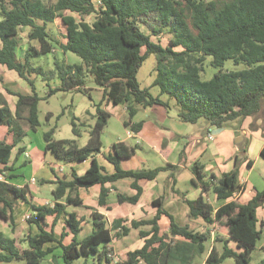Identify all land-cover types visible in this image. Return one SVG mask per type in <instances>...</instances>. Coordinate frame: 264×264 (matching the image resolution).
<instances>
[{
    "label": "trees",
    "instance_id": "trees-1",
    "mask_svg": "<svg viewBox=\"0 0 264 264\" xmlns=\"http://www.w3.org/2000/svg\"><path fill=\"white\" fill-rule=\"evenodd\" d=\"M99 1L100 6L96 5V0H54L52 4H46L43 0H0V64L15 71L32 90L31 94H15L16 118L11 116L6 100L0 94V124H5L13 133L12 143L0 140V164L8 162L13 146L24 134L18 120L22 110L26 112L27 127L35 129L39 125V100L69 89L90 96L89 88L84 86L85 72L102 89L101 99L94 103L95 121L89 128L84 145H78L75 139H54V126L43 132L45 148L57 159L72 162L90 158L91 163L82 175L72 172L70 179L54 181L56 185L52 194L57 201L52 205L31 204L29 221L37 226L39 232L27 236V248L20 250L14 239L0 231V262L19 260L22 264H41L50 251V248L43 249L46 241L57 242L64 264H75L74 260L79 257L85 259L82 264H88L86 260L92 254L99 264L113 261L108 256L110 251L104 246L111 239L110 229L97 212L92 213L94 230L82 239L77 238L82 218L75 212L66 213L65 221L72 233V240L68 244L57 239L52 230L43 228L47 215L55 214L56 217L65 211V204L77 205L81 202L79 197H72L69 193L65 195L66 189L100 184L98 203L108 208L105 203L108 190L103 187L105 182L131 177V185L136 193L131 197L118 194V199L132 203L142 191L138 181L152 180L162 169L123 170L120 159L132 155L136 147L116 142L112 145L113 153L106 155L114 165L115 172H101L94 154L102 147L101 132L109 117V112L102 107L104 101L125 106L128 118L123 124L129 125L135 132L142 122L131 120L140 107L154 104L169 107V100L174 101L176 117L180 121L195 123L203 119L216 128L226 127L231 121L241 122L245 117L257 113L264 102V0ZM66 11L77 14L79 19L65 14ZM89 15L94 16L91 23L85 20ZM55 18H60L64 29L63 40L51 36L47 29V24ZM139 23L148 25L150 32H144ZM20 27L29 28L28 40L36 42L38 46L29 42L21 58L17 56ZM162 32L169 34L165 43L152 38V35ZM55 46L63 52L75 53L82 63L56 61L55 71L51 74L31 64L33 54L53 51ZM149 54H155L157 58L155 76L149 87H140L137 71ZM206 56L211 57L210 63L217 71L205 80L200 73ZM228 59L243 67L223 70L224 62ZM32 73L44 79L55 75L61 84L48 88L45 95L40 97L35 91ZM152 86L158 87L159 95L150 92ZM162 94H166L168 99L163 100ZM70 124L74 136L79 137L80 123L75 115L71 116ZM260 154L264 158V146ZM241 158L251 165V160L245 154ZM239 164L240 158L236 156L235 167L220 177L213 174L207 177L200 164H193L194 182L201 187V192L194 199H185V202L189 217L200 218L205 230L193 231L188 225L178 224L162 207V202H155L159 207L153 218L131 223L133 227L150 225L149 230L140 231V237L144 238L142 246L127 251L118 264H191L203 254H206L204 264H219L227 257H232L235 264H249L251 253L264 231L256 216V210L264 199V188L256 190L245 203L230 200L215 210L205 196L209 189L218 199L228 198L241 190L243 184L239 181ZM163 168L173 171L177 166L168 163ZM9 170L10 167L5 165L0 168V173ZM10 194L27 201L24 190L0 180V219L12 223L14 203ZM163 213L170 217L169 233L164 236L158 234L157 224V219ZM215 223L221 226L226 239L234 240L235 248L223 244L221 251L214 246L208 250L209 227ZM119 224L120 221L113 222L112 227ZM123 231L126 232V228L123 227ZM174 237L180 238L173 241ZM255 264H264V258Z\"/></svg>",
    "mask_w": 264,
    "mask_h": 264
},
{
    "label": "crops",
    "instance_id": "crops-1",
    "mask_svg": "<svg viewBox=\"0 0 264 264\" xmlns=\"http://www.w3.org/2000/svg\"><path fill=\"white\" fill-rule=\"evenodd\" d=\"M71 13L69 12L68 14ZM53 51L55 52L56 49ZM53 76L49 79H44L41 76L40 85L42 87L45 85L48 88L59 87L61 84L60 79L55 75ZM6 77L16 82L19 87L25 81L17 73L10 74L6 70L0 69V81ZM51 81L53 82L52 84ZM35 85L37 84L34 81ZM99 90L102 92L101 88ZM16 93L26 95L31 94L32 90L30 88V92L14 91L7 87H0V94L6 100L9 113L13 118H16ZM43 96L44 94L40 97ZM10 98L12 99L10 100ZM103 104L108 106L112 103L104 101ZM168 104L169 107L159 104L140 107L134 116L136 119L133 117L131 120V122H142L140 129L136 132L129 125L125 126L123 124L128 118L127 115V118H123L122 120L126 137L123 138L115 135L111 145L104 149L101 147L99 152L94 154L95 159L102 168L101 172L112 174L115 172V167L107 160L106 155L113 153V143L123 142L128 147H136L132 155L120 159V167L123 170L162 168L157 172L154 179L138 181L142 187L138 199L132 203L127 201L121 202L118 199V194L131 197L136 193V189L131 185L133 181L131 177H122L103 184V187L108 190L105 197V203L108 205V208L98 203V195L101 189L100 184H94L89 188L66 189L65 195L69 193L72 197H79L81 202L77 205L64 203L65 211L59 213L56 217L55 214L47 215L43 226L46 231L52 230L57 239H61L63 244H68L72 240V233L66 224L65 217L66 213L75 212L78 217L82 218L80 223L81 229L77 234V238L82 239L94 230V216L92 213L97 212L101 214V220L105 222L106 227L110 229L111 233V239L104 246L108 251L113 252L117 258L116 261H110L109 264H118L121 261V256L129 250H133L130 247L134 246L132 245L134 242H136L135 245L139 244L136 248L142 246L144 238L140 237V231L149 230L150 225L144 224L133 227L131 223L153 218L159 207L155 202H162V207L178 224L188 225L189 229L193 231L205 230V225L200 218L189 217L188 205L185 202V199H194L201 192V187L194 182L195 173L192 169L193 164H200L207 177L211 174L220 177L222 173L230 171L235 167L236 156L240 158L239 181L243 184V188L225 199H218L215 193L209 189L205 193V196L214 210L230 200L245 203L256 193V190L264 188V171H261L257 175L255 181L250 180L256 162L262 157L260 150L264 146V102L257 113L245 117L241 122L231 121L229 122L230 124L228 123L226 127H222L217 133L212 131L216 127L210 126L202 119L195 123L180 121L176 117V112L170 111L171 107L174 108L170 100ZM117 105H113V107ZM123 108L126 112L125 106ZM88 113L95 121L93 117L95 112L88 111ZM25 119L26 112L22 110L18 116V120H20L24 134L21 140L13 146L9 160L5 164L10 167V170L6 173H0L3 176V180L24 190L27 199L25 201L20 197L10 194L9 197L15 206L12 211L13 222L9 223L0 219V231L6 237L14 239L15 245L20 250L27 248V236L39 232L37 226L29 221L30 217L29 219H25L26 215L31 216L32 214L30 209L31 204L52 205L57 201L52 194V190L56 185L54 181L58 179L68 180L71 178L72 172L82 175L91 163L90 158L72 162L57 159L49 149L45 148V141L43 139V132L45 130L40 132L38 138L37 127L39 125L35 129H29L25 124ZM94 121L90 126L94 124ZM23 122H25L24 125ZM106 125L103 127L102 132ZM27 129L31 131L30 133L37 135L35 143H33L34 139L31 134H29V137L28 132L25 131ZM0 140L6 143L13 142V133L5 124H0ZM243 148L244 152L242 151ZM243 154L251 160V165H248L246 160H242L241 156ZM168 163L176 165L177 169L173 171L170 168L164 169L163 166ZM5 165L0 164V168ZM24 167L28 170V179L19 178L23 175ZM66 168L69 170L67 171ZM7 175H11V177H7ZM257 210L256 216L264 230V210L259 216ZM116 221H120V224L112 227L113 222ZM157 224L159 235L164 236L169 233L170 217L167 214H161L157 219ZM123 227L126 228V232L123 231ZM209 230L210 238L206 243L208 250L214 246L217 251H221L223 244L235 248L234 240L228 237L226 239L225 235L222 234L220 225L215 223L209 227ZM179 238L174 237L173 241ZM263 245H261V248ZM48 248H50V251L43 257L41 264H64L61 257L62 250L57 242H44L43 249ZM262 250L264 251L263 248ZM205 257L199 261L195 258L193 263L204 264ZM88 259H91V263H88ZM88 259L86 260L88 264H99L96 256L93 254L89 255ZM84 260V257H79L74 260V263L82 264ZM101 264L106 263L102 262Z\"/></svg>",
    "mask_w": 264,
    "mask_h": 264
},
{
    "label": "rangeland",
    "instance_id": "rangeland-1",
    "mask_svg": "<svg viewBox=\"0 0 264 264\" xmlns=\"http://www.w3.org/2000/svg\"><path fill=\"white\" fill-rule=\"evenodd\" d=\"M46 4H52L54 0H43ZM69 11H66L65 14H68ZM74 17L79 19V16L75 13H71ZM94 19L93 15H89L85 17V20L91 23ZM141 29L149 33L150 28L148 25L139 23ZM47 29L51 36L57 38L58 40H63L64 36V29L62 28L59 18L55 19L53 22L47 24ZM28 28L22 27L19 28V32L17 35L18 38V50L17 54L21 58L25 52V49L27 48L29 44V40L27 37ZM152 38L154 40L161 39L163 43H165L169 35L167 32H162L160 35H152ZM30 44L37 45L36 42L32 41ZM56 51H49V52H41L38 54H33L30 58L31 64L34 66L41 67L45 73L51 74V72L55 71V62L58 61L60 63H67V64H81V58L76 55L75 53H72L70 51L63 52L59 48L55 46ZM143 50V49H142ZM156 56L155 54H149V56L143 61L141 66L139 67L137 71V80L140 84V87H148L154 76L155 71L154 67L156 64ZM211 57L206 56V59L203 63V71L200 73V77L202 79H209L212 77V75L217 71V69L211 65L210 63ZM243 65H235L232 60L228 59L224 62L223 70H232V69H238L242 68ZM0 69L6 70L7 73L10 74H16L14 71L9 70L6 68L5 65L0 64ZM31 77L35 81V91L38 93V95L42 96L43 94L47 92L48 87L47 86H41L40 85V79L41 75L39 74H31ZM54 77V76H53ZM84 86L86 88H89L90 96H88L87 93L77 91L75 89H69V90H63V91H57L51 96L41 99L38 102V120H39V126L38 129V138L40 136V132L43 130H47L48 128L54 126V133L53 138L54 139H75L76 142L79 145H84L86 140L88 139L89 135V128L90 124L93 123V118L90 117L88 111L95 112L94 103H97L102 95V92L99 90V87L96 86L93 82L92 76L85 72L84 73ZM55 81V80H54ZM53 82L51 81V84ZM7 87L10 90H17V91H27L30 92V85L23 81L22 86L19 87L16 82L12 81L8 77L4 78L2 81H0V87ZM150 92L153 95H159V89L157 86L150 87ZM162 98L168 99L166 94L161 95ZM12 98H10L11 100ZM172 104L174 105V101L170 100ZM102 107L105 108L109 112V117L107 120V125L104 128L103 132L101 133V142H102V148H106L107 146L111 145L112 139L115 135H119L120 137L125 138V130L122 124L123 118H127V113L124 111L123 105L119 104L115 107H113L112 104H109L108 106L105 104H102ZM171 112H176V107L174 105V108H170ZM75 115L77 117V122L80 123V136L75 137L74 134L71 131V116ZM136 119V117H134ZM203 120V119H202ZM25 122H23L24 125ZM26 124V123H25ZM230 124V123H229ZM33 137V143H35L36 134L30 133L28 129L25 130ZM32 144V142H30ZM51 154V153H50ZM68 171L69 169L66 168ZM264 171V158L261 157L256 164L255 168L251 177V181H255V178L257 175ZM29 174L28 170L24 167L23 175L19 178L22 179H28ZM15 208V206H14ZM13 208V209H14ZM264 210V199H263V205L262 207L258 208L257 214L262 213ZM202 225V224H201ZM196 226V225H195ZM198 227V226H196ZM203 230V229H202ZM137 240L140 241V239L137 238ZM135 241V239H134ZM134 242L130 249H134L138 247L139 244H136ZM264 244V231L262 234L261 239L257 242L255 248L253 249L251 253V260L249 264H255L258 261H260L262 258H264V251L261 248V245ZM102 247V245H101ZM100 247V248H101ZM205 254L202 256L196 257V260L199 261L201 259H204ZM22 261L16 260L12 262H0V264H22ZM88 263H91V259H88ZM197 264V262L193 263ZM220 264V263H219ZM221 264H235L234 259L232 257H227L225 261Z\"/></svg>",
    "mask_w": 264,
    "mask_h": 264
},
{
    "label": "built area",
    "instance_id": "built-area-1",
    "mask_svg": "<svg viewBox=\"0 0 264 264\" xmlns=\"http://www.w3.org/2000/svg\"><path fill=\"white\" fill-rule=\"evenodd\" d=\"M95 1V0H94ZM96 5L97 6H100L101 5V2L99 0H96ZM0 180H3V176L0 174ZM33 180V179H32ZM30 215H26L25 216V219H29ZM108 256L113 260V261H116L117 258H116V255L113 253V252H109L108 253Z\"/></svg>",
    "mask_w": 264,
    "mask_h": 264
},
{
    "label": "water",
    "instance_id": "water-1",
    "mask_svg": "<svg viewBox=\"0 0 264 264\" xmlns=\"http://www.w3.org/2000/svg\"><path fill=\"white\" fill-rule=\"evenodd\" d=\"M221 130V128H215L214 130H212L214 133H217ZM237 141V140H236Z\"/></svg>",
    "mask_w": 264,
    "mask_h": 264
}]
</instances>
